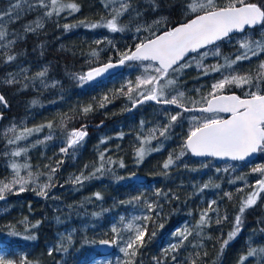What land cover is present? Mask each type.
I'll return each instance as SVG.
<instances>
[{"label": "trees", "instance_id": "obj_1", "mask_svg": "<svg viewBox=\"0 0 264 264\" xmlns=\"http://www.w3.org/2000/svg\"><path fill=\"white\" fill-rule=\"evenodd\" d=\"M62 2L77 4L79 11L65 10L60 15L47 17L44 15L47 9L40 7L36 0H0V13L19 4L12 17L5 16L0 23L7 33L0 45L14 40L7 48L0 46V94L6 101V104L0 102V181L8 182L13 178L12 163L30 165V169L23 168L20 174L26 176L30 170L36 178L35 183L27 185V190L19 192L17 185L12 192L5 193L6 200H0V240L5 242L0 248H28V260L32 264H86L92 256L101 254L99 241L94 238L96 233L100 232L104 239L110 240L106 231L112 218L142 204L143 200L136 201L135 197L144 199V195H150L154 203L162 206L158 209L161 215L156 218L155 213L152 214L155 223L149 222L148 235L144 246L139 248L135 264H191L193 259L197 264H240L241 257L247 256L252 248L258 250L257 254L247 257L243 264H264V253L259 252L264 248V192H260L256 203L245 210L241 231L221 253L222 242L233 230L242 200L254 190L253 186L260 178V173L253 169L264 167V152L259 151L253 162L241 163L197 160L185 149V155L176 160L194 126L191 118L194 113L145 103L143 107L149 108H137L134 120L125 121L122 105L126 102L129 108L133 102L128 98V88H123L121 76L113 75L98 83H81L77 79L91 68L109 61L119 62L120 53L133 50L137 43L153 37L154 34L141 25L154 19L151 13L164 11V8H153L150 4H186L189 0H128V11L118 18L119 26L124 29L119 32L82 24L66 30L64 25H77L81 21L104 23L111 19L113 9L120 7V0ZM248 2L264 9V0ZM226 3L227 0H216L221 7ZM37 21L42 27H36ZM30 25L34 31L28 30ZM240 40L264 41V25L225 39L224 47L220 48L223 54L233 57L240 52ZM94 51L98 55L93 56ZM8 54L16 59L8 62ZM261 62H264V53L241 61L223 77L245 74L255 77ZM44 69H47L46 75L37 78ZM260 88L264 89V82H260ZM248 90V85H231L223 94L234 93L244 98ZM210 91L211 87L200 91L199 101ZM132 95H136L135 91ZM89 105L92 110L84 113L82 109ZM177 113H181L179 119L171 123L165 136H160L159 130L170 123L171 115ZM49 122L53 124L51 129L46 126ZM103 122L106 124L100 130L89 126ZM41 125L44 127L39 132L16 143H8V139L25 128L35 129ZM82 126L88 133L85 140L62 153L60 149L67 147V133ZM13 127L15 133L8 132ZM152 129H157L155 138L149 137ZM142 138L151 139L155 144L164 142V146H160L161 152L155 153L152 149L138 161L132 148L140 147ZM107 147L110 152L105 151ZM18 150H22L20 156L11 155ZM101 153L105 154L106 161L110 158L113 163L105 162L102 172L81 184L73 183V177L81 173L88 176L96 171ZM170 154L174 163L164 169L163 164ZM120 161L124 167L119 166ZM52 167H56L54 174L50 173ZM49 174L51 181L47 178ZM201 183L208 187L201 189L198 186ZM44 184L51 185L46 189L47 195H37L38 186ZM157 191L160 196L156 195ZM95 193H100L102 198L96 199ZM210 201H216L213 207L218 213H209L210 226H205L201 235H197L199 230L195 226ZM217 216L222 221L219 224L216 223ZM224 216L227 220L222 219ZM184 223L191 224L193 234L183 246L168 255L164 251L166 242ZM83 224L89 225L87 232L83 231ZM70 226L75 227L76 232L65 244L61 233ZM13 229L19 235L10 236ZM153 231L156 235L149 240ZM27 236H35V239H25ZM175 239L179 240V237ZM86 240L96 243L86 244ZM50 246L51 255L48 254ZM42 252L44 255L38 258ZM196 253L200 254L199 258Z\"/></svg>", "mask_w": 264, "mask_h": 264}, {"label": "snow or ice", "instance_id": "obj_2", "mask_svg": "<svg viewBox=\"0 0 264 264\" xmlns=\"http://www.w3.org/2000/svg\"><path fill=\"white\" fill-rule=\"evenodd\" d=\"M40 7L47 9L44 13L45 16L51 17L53 14L60 15L65 10L70 12L79 11L77 4L75 3H63L62 0H36ZM19 4H14L5 13H0V23H2L5 16L12 17L13 12ZM129 9L128 0H120V7L113 9L111 19H108L104 23H85L84 21L79 22L77 25L65 24L64 28L67 30L71 27H77L81 24L89 28L106 27L112 32L123 31L124 29L119 26L118 18L124 15ZM191 13V18L186 23L180 24L179 26L173 27L166 30L158 35L154 34L152 38L143 40L135 45L134 50L119 54V64H124L126 61H138V62H149L145 66V74L137 77L135 89L131 86L128 87V98L133 102V106L136 104L144 103L146 101H154L156 103L175 105L177 108H181L184 112L199 111L200 113H228V118H222L219 115H212L203 118L192 117L194 126L191 128L187 137L182 145L181 151L175 157L176 160L180 159L185 155V149L190 151L196 156H212V157H227L232 160L243 161L251 154L262 151L264 152V89L260 88V82H264V62H261L257 69V74L253 77L251 74L245 75H229L224 76L219 81L211 85V91L207 96L202 97L201 101H193V104H203L199 108L188 107L183 103L185 96L184 92L176 91L175 95H171L170 89H174L176 79L174 74L182 73L186 68L192 67L193 61L196 63L197 68L202 69L204 74L207 75L208 71L218 72L220 71V65H213L210 69L203 65V60L209 55L207 51L201 52V49L214 46L217 41L228 38L234 31H243L245 26L254 27L257 24L264 25V9L258 6L256 3L248 2V0H227L224 6H218L216 0H189L187 9ZM36 27H42V24L37 21ZM28 30L34 31L32 26H28ZM140 29H137L139 31ZM7 33L0 27V41L5 40ZM14 43V40H9L7 44L0 45L2 47H9ZM97 43H100L99 41ZM110 43V42H109ZM240 49L234 59H227V66L243 61L250 60L252 57L259 56L264 53V41H244L240 43ZM196 53L200 60H196V57H192L189 61L186 58L191 54ZM93 56L98 55L97 52H92ZM213 55H220L218 48ZM16 59L15 56L8 54L7 61L11 62ZM111 61L105 63L99 67L91 68L87 73L80 75L77 79L81 82H88L96 77L101 76L109 69L115 67ZM47 69L40 71L37 74V78H42L46 75ZM255 81V82H254ZM13 81H9L11 83ZM131 83V82H130ZM235 85L236 87L249 86V90L245 93L244 98L236 94L226 95L223 94L226 87ZM255 89V90H252ZM123 91V90H121ZM135 91L136 95L132 93ZM170 97V98H169ZM107 100V97L104 98ZM0 102L6 104L4 97L0 95ZM33 103H36L33 101ZM101 107L104 105L101 104ZM91 105L84 107L82 111L84 113L90 112ZM181 113L170 116V123L163 126L162 130H159L160 136H165L168 129L171 127V123L176 122ZM48 128H52L53 124L49 122L46 125ZM35 129L25 128L19 134L13 135L11 139H8L9 144L16 143L22 139H26L33 132H39L41 128ZM85 126L81 129H72L67 133V147H62L60 151L66 153L70 148L77 145L84 139L87 132L84 130ZM8 132L15 133V127L8 129ZM157 129H152L149 132V137L155 138ZM103 142V141H102ZM150 139L141 140L142 145L150 144ZM22 150L13 151L12 156L18 157L21 155ZM151 149L141 147L136 155L138 161H142L144 156L148 154ZM100 166L96 168V171L88 176L83 173L72 178L73 183L81 184L84 180L91 179L96 173L104 170V164L113 163L109 158L106 161L105 154L101 153ZM174 163L173 156L170 154L167 161L163 164L164 169H168L170 165ZM120 167H124L123 161L119 162ZM30 169V165H18L16 163L11 164L13 170V178L8 182L0 181V200L5 199L6 192H12L16 189L19 192L27 190L29 183H35L36 178L33 173L29 170L27 175L23 176L20 174V168ZM48 167V166H46ZM58 167V165H57ZM87 167V165L85 166ZM56 167L50 168V173L54 174ZM253 172L260 173L253 186V191L244 198L240 204L239 212L235 217L233 230L227 234V239H224L221 245V253L224 247L234 239L237 234L241 231L242 215L245 210L252 207L256 203V199L260 192H264V167H257L253 169ZM48 180L51 181V174L48 175ZM50 184H44L38 186L37 195L46 196V189L49 188ZM208 187V185H204ZM217 187H219L217 185ZM242 191V189H241ZM96 199H101L100 193L94 194ZM157 196L161 193L157 191ZM225 195H231L226 193ZM136 201L143 200V197H135ZM145 210L141 215H134L131 220L125 222V217H120V224L123 225V229L113 224L111 232L113 233L112 239H103L99 241L100 245H122L119 247V251L124 254L127 258L124 261L118 262V264H135V257L139 251V248L144 246L145 236L148 235V226L151 221L153 224V213L155 217L159 218L161 212L158 211L162 206L157 202L153 203L149 200H143ZM131 203V201H130ZM216 201H212L208 209L202 211L200 214L199 221L196 224L197 235H201V232L205 226L209 225V213L217 212L218 209L214 208L213 205ZM98 215V214H94ZM227 220V216L222 218ZM221 218L217 216L216 223H221ZM39 222H37L38 224ZM34 225L33 227H35ZM160 227H163L161 224ZM192 230L185 227L183 230L177 229L173 235L179 237L178 243L171 245V251L178 250L179 247L183 246L184 242L191 236ZM10 236H17L14 229L9 232ZM156 235L155 231L148 236L149 240L151 237ZM211 237H209L210 239ZM25 239H35V236H27ZM4 241L0 240V245H4ZM9 243H11L9 241ZM86 244H95L96 241H85ZM198 245H194L197 247ZM64 251V248L61 245ZM3 248H0V252ZM257 249L252 248L248 251L247 256L241 257L240 264H243L244 260L249 256L257 254ZM259 252L264 253V248L259 249ZM52 254V250H49V255ZM199 253H196L199 258ZM206 255V253H205ZM173 256V260H175ZM0 264H32L27 257H21L20 260L14 261L6 258V256L0 254ZM108 264H111L109 261ZM159 264V262H157ZM191 264H197L196 259L191 261Z\"/></svg>", "mask_w": 264, "mask_h": 264}, {"label": "flooded vegetation", "instance_id": "obj_3", "mask_svg": "<svg viewBox=\"0 0 264 264\" xmlns=\"http://www.w3.org/2000/svg\"><path fill=\"white\" fill-rule=\"evenodd\" d=\"M187 4L184 3H178V4H165V5H160V4H150V7L153 8H164V11H160L157 13H151V15L155 16L154 19H152L149 22H146V25H141L143 29H149V32H152L153 34H160L166 30H169L173 27L179 26L180 24L186 23L188 19L191 18V13H189L187 9ZM136 15H142L143 13H135ZM244 34V33H243ZM225 39L221 40L219 43L215 44L214 46H209L208 48L201 49L200 51H207L209 55L203 60V65L210 69L211 66L213 65H220V71L218 72H213V71H208V74L205 75L202 69L197 68L196 63L193 61L192 67L186 68L182 73L179 74H174V78L176 79V84L174 85V89H170L171 95H175L176 91L184 92L185 96L184 97H192V96H199L201 98V92L203 89H207L208 87H211V85L220 79L223 78L224 75V67L228 68L226 64V58L231 60L234 59L235 56H225L223 52L221 51V47L223 46V41ZM228 43V42H226ZM224 47V46H223ZM218 48L220 55H213V52L216 51ZM134 50V49H133ZM192 57H196V60H200V57L196 54L193 53L190 56H188L186 59L191 61ZM241 62V61H240ZM240 62L234 64L231 66L232 69H235L239 66ZM149 62H138V61H126L125 67L122 72L115 74L114 76L117 78L121 76L122 82H123V88L129 87L130 85L135 89L136 87V81L137 77L142 76V74H145V66ZM210 66V67H208ZM131 82V83H130ZM194 88V89H193ZM193 93V95H192ZM234 94V93H233ZM192 95V96H191ZM170 98V97H169ZM184 101V100H183ZM188 101V99L186 100ZM145 103H152V102H144L136 107L132 106L128 108V103H123L122 105V110H123V118L125 121H130L134 120L135 115L138 114L137 108H142V110H145L149 107H143V104ZM153 104H159L163 106H168L173 109V111H179L183 113H194L195 117L197 118H203L202 116L205 115L207 116H212V115H219L222 118H228L229 115L226 114H205V113H200L199 111H192V112H184L181 108H177L175 105H168V104H161V103H153ZM187 106V105H186ZM203 106V105H202ZM188 107H195L199 108V104L195 105H189ZM192 118V117H191ZM91 127V124H89ZM144 138H142L143 140ZM85 140V139H84ZM151 140V139H150ZM103 143H106V140H102ZM109 146V144H108ZM145 147L144 145H140V147H135L134 153L136 154L137 151L141 147ZM148 149H154L153 151L155 152V149H159L160 146L158 144H155V142H152V146L148 145ZM105 151L110 152V147H107ZM158 152V151H157ZM23 170V167L20 168V171ZM56 187V186H55Z\"/></svg>", "mask_w": 264, "mask_h": 264}, {"label": "rangeland", "instance_id": "obj_4", "mask_svg": "<svg viewBox=\"0 0 264 264\" xmlns=\"http://www.w3.org/2000/svg\"><path fill=\"white\" fill-rule=\"evenodd\" d=\"M104 29H107L109 30L108 28L106 27H103ZM110 31V30H109ZM246 40H240L238 43V45L240 46V43L241 42H244ZM242 51V49L240 50ZM245 61V60H243ZM241 63V62H240ZM227 65V64H225ZM210 67V66H208ZM227 68V67H226ZM224 67V72L226 71H229L230 69H232L231 67L228 66V69H226ZM188 99V101H186ZM183 103L187 106L189 105H195L193 104L192 102L193 101H199L200 100V97L199 96H192V97H184L183 98ZM134 137V136H133ZM138 137H139V134H138ZM175 141H176V137L174 138ZM181 140V137L178 138V142ZM171 146L174 145V143H170ZM148 145H152V142H150V144H147V145H144L146 148L148 147ZM158 145L163 147L164 146V142H158ZM161 147L159 149H155V153H157V151L161 152ZM133 153H134V150L133 149ZM146 156V155H145ZM144 156V158H145ZM135 157L138 159L137 155L135 154ZM143 158V159H144ZM204 185H207V184H199L198 186L201 187V189H204ZM143 192L141 193L142 195H144V190H142ZM143 200H149V201H152L153 200L151 199L150 195H144V199ZM212 202V201H210ZM154 203V202H153ZM145 210V206H144V202L142 201V204L140 205H137L136 207H134L133 209H130L129 211L127 212H122L120 215H118L117 217H113L112 220H111V223L110 225L108 226L107 228V233H108V236L110 239L113 238V233L111 232V228L113 226V224H116L118 227H120L121 229H123V225L120 224V217H125V222L131 220V218L134 216V215H141L143 213V211ZM190 225L189 223H184L182 226H181V230H183L185 227L189 228L190 229ZM89 225L88 224H83L82 228H83V231L84 232H87L88 231V227ZM75 232H76V229L75 227L73 226H70L68 227L67 229H65L61 234L62 236L64 237V242L65 244H67L69 242V239L70 238H73L74 235H75ZM92 233H94L93 231H91ZM175 235L172 236V238L168 239L167 242H166V246L164 248V251L168 254V255H171V245L173 244H177L178 243V240L175 239ZM95 239H97L98 241L100 240H103L104 238L102 237L101 233L100 232H97L96 233V236L94 237ZM61 243V242H59ZM100 245V244H98ZM114 246V250L113 252L110 254V255H102V254H97V255H94L91 257V259L86 263V264H108V262L110 261L111 264H118V262L120 261H124L125 259H127L124 254L122 252L119 251V247L122 246V245H113ZM52 250V247L50 246L48 248V254H49V250ZM98 249L100 251V248L98 246ZM30 251H28V248L25 249V248H22V247H19V246H15L13 248H8V247H5L3 248V251L0 252V254L6 256V258L8 259H11V260H14V261H17L18 258H21V257H27L28 259V254H29ZM101 252V251H100ZM44 255V253L42 252L40 255H38V258H41L42 256ZM136 259V257L134 258ZM38 262H39V259H38ZM34 264H37L36 262H34Z\"/></svg>", "mask_w": 264, "mask_h": 264}, {"label": "water", "instance_id": "obj_5", "mask_svg": "<svg viewBox=\"0 0 264 264\" xmlns=\"http://www.w3.org/2000/svg\"><path fill=\"white\" fill-rule=\"evenodd\" d=\"M258 6H259V5H258ZM261 25H262V24H257V25L254 26V27H248V26H245V28H244L243 31H234L233 33L230 34L229 37H231V36H233V35H240V34H243V33H245V32L248 31V30H251V29H255V28H257V27H260ZM229 37H228V38H229ZM225 39H227V38H225ZM222 40H223V39H222ZM220 41H221V40H220ZM220 41H217L216 44L219 43ZM191 54H193V53H191ZM191 54H190V55H191ZM190 55H189V56H190ZM112 63L115 64L116 66L113 67V68H111V69H109L107 72L103 73L101 76L96 77L95 79H93V80H91V81H88V82H90V83H98V82H100V81H103V80L109 78V77L112 76V75H115V74L120 73V72L123 71V69H124V67H125V64H119V62H112ZM100 66H101V65H100ZM98 67H99V66H98ZM0 95H1V94H0ZM226 95H230V94H226ZM236 95H237V94H236ZM146 102L156 103V102H154V101H146ZM4 104H5V103H4ZM140 104H141V103H140ZM137 105H139V104H136L135 107H136ZM205 114H212V113H205ZM221 114L229 115L228 113H221ZM105 124H106V123L103 122V123L97 124V125L94 126V127L97 128V129H101V128H103V127L105 126ZM87 135H88V133H87ZM87 135L84 137V139L87 137ZM189 152H190V151H189ZM190 154L192 155V157H194V158L197 159V160L215 159V160L223 161V162H225V161H227V162H228V161H231V162H241V163H246V162H253V161H255V160L257 159V157H258L259 151H257V152H255V153L251 154L249 157H247V158H246L245 160H243V161L232 160V159L227 158V157L221 158V157H212V156H196V155L192 154L191 152H190ZM6 199H7V198H5V199H3V200H6ZM100 249H101L102 255H110V254L113 252V250H114V246H113V245H109V246H103V245H100Z\"/></svg>", "mask_w": 264, "mask_h": 264}, {"label": "bare ground", "instance_id": "obj_6", "mask_svg": "<svg viewBox=\"0 0 264 264\" xmlns=\"http://www.w3.org/2000/svg\"><path fill=\"white\" fill-rule=\"evenodd\" d=\"M91 128H95L93 125L91 126ZM95 129H97V128H95ZM102 129V128H101ZM94 130V129H93ZM98 130H100V129H98ZM129 151V150H128Z\"/></svg>", "mask_w": 264, "mask_h": 264}]
</instances>
